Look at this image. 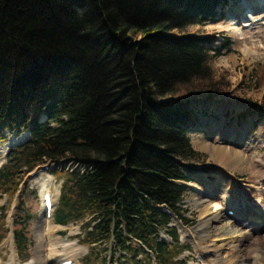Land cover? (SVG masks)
Masks as SVG:
<instances>
[{
  "label": "trees",
  "instance_id": "1",
  "mask_svg": "<svg viewBox=\"0 0 264 264\" xmlns=\"http://www.w3.org/2000/svg\"><path fill=\"white\" fill-rule=\"evenodd\" d=\"M228 2L0 0V143L3 131L29 134L5 156L0 195L22 193L24 178L48 166L62 179L51 221L81 224L84 264H113L116 252L118 264H184L170 223H189L183 167L201 154L187 135L188 103L168 97L211 82L215 37L184 30L222 19ZM65 163L81 169L50 168ZM19 211L12 232L22 254L28 218Z\"/></svg>",
  "mask_w": 264,
  "mask_h": 264
},
{
  "label": "rangeland",
  "instance_id": "2",
  "mask_svg": "<svg viewBox=\"0 0 264 264\" xmlns=\"http://www.w3.org/2000/svg\"><path fill=\"white\" fill-rule=\"evenodd\" d=\"M246 3L247 0H229L222 19L184 30L200 37H215L216 41L209 46L207 59L212 73L211 82L195 81L189 87H180L176 94L168 97L171 101L188 103L191 120L187 135L193 150L201 154L197 160L183 167L188 182L185 184L187 188L182 208L189 223L181 224L175 218L170 223V227L177 229L180 241L174 245V250L179 254L175 260H181L184 264H219L218 261L225 258L233 264H254L256 260L264 264V221L261 219L264 217V5L254 7V11H244ZM234 12L239 16H233ZM243 12L247 16L252 14V18L246 17V14L245 17L241 16ZM233 22L235 25H231ZM172 33L177 34L178 31ZM227 42L228 47L222 48L219 54L213 52ZM210 83H215L216 92L208 100L203 87ZM3 133L6 141L0 143V167L6 162L5 156L10 149L29 139L28 133ZM228 133L231 137L227 141ZM220 147L237 151L243 162L234 166L223 164L222 155L213 150ZM231 158L232 155L225 154V159L233 164ZM64 168L81 169L74 164H67ZM24 182L20 186L23 192L19 195L17 193L11 198L7 194L0 195V209L6 210L7 215L3 220L0 210V264H8L13 254L16 264L29 261H33V264H55L64 257L74 260L73 264H84L82 260L89 256V249L78 243L76 238L83 234L81 224L57 226L44 217L42 190L50 191L55 205L62 179L38 169L35 177L25 178ZM222 182L230 186L227 199L232 204H240L246 213L247 209H252V213L240 217L228 210L229 206L223 201ZM20 196H23L21 211L17 206ZM216 203L218 209L215 211L223 217L219 222H210L205 228L197 230L205 215H201V212L204 209L214 211L213 205ZM18 211L20 216L28 218L27 251L22 254L16 250L12 236L13 220ZM228 212L232 215H228ZM249 219L260 227L251 230L246 226L250 223ZM229 225L249 233L248 238L236 246L238 252H233L234 257L231 253L227 257L228 246L217 237L222 234L220 228ZM160 236L164 243L171 242L165 231ZM9 237L11 242L5 243ZM64 242L73 243L74 246L68 249L63 247ZM186 246L189 250H185ZM257 252L259 257L256 259ZM119 256L120 253L116 252L113 264H118L116 260ZM101 257L109 259V252H102Z\"/></svg>",
  "mask_w": 264,
  "mask_h": 264
},
{
  "label": "bare ground",
  "instance_id": "3",
  "mask_svg": "<svg viewBox=\"0 0 264 264\" xmlns=\"http://www.w3.org/2000/svg\"><path fill=\"white\" fill-rule=\"evenodd\" d=\"M264 5V0H247V3H246V7L244 8V11H246L247 9H253L254 7H261ZM254 11V9H253ZM238 12V11H237ZM250 13V12H249ZM245 12H243L241 14V16H244L245 17ZM233 16H239V13H236L234 12ZM246 17H249V18H252V14L251 15H248L246 14ZM237 21V20H236ZM231 25H235V23H231ZM227 136V141L228 139L230 140V134H226ZM214 151H217L219 152L221 155H222V159H221V162L223 161V164L227 165V166H230V165H238V164H241L243 162V159L241 155H239V153L237 151H234V150H228L227 148L225 147H220V148H214L213 149ZM225 154L227 155H232L233 158H231L233 160V164L230 163V161H227L225 159ZM221 187V190L224 194V198H223V201L225 202V204L228 207V210H231L234 212V214H238V216L240 217H247V214L248 213H252L251 211H253L252 209H247V212H244L242 210V206L239 204L236 205V204H232L228 199H227V194L230 190V186L229 184H226L224 182L221 183L220 185ZM48 191L47 189H43L42 190V195L44 194V192ZM263 195V198H262V203H264V194ZM52 198V197H51ZM258 201H261L260 198H258ZM52 203H53V200H52ZM213 208H214V211H209V209H204V211L201 212V215H204L203 219L200 221V223L197 225L196 229L198 230L199 228H205L207 226L208 223L210 222H219L220 219L223 217V215L220 213V212H217L215 210L218 209V204H214L213 205ZM246 208V207H245ZM253 218H251L252 220ZM261 219L264 221V217H261ZM251 220L249 219V224H247L246 226H249L251 228V230H256L257 228H259L260 226L259 225H256L254 224L253 222H251ZM234 227V228H233ZM220 229H222L220 235H218L217 237L219 238L220 237V241L223 242V244L225 246H228V250H229V253L227 255V257L229 256V254L231 253V256L234 257L232 254L233 252H238L236 249V246L242 242L244 239L248 238V235L249 233L248 232H243L239 229H237L235 226H232V225H229L227 227H221ZM8 242H11V237H9L8 239L5 240V243H8ZM74 246L73 243H69V242H64L63 243V247H66L68 249L72 248ZM81 250L78 252L80 253ZM255 256H256V259L259 257L258 256V252L255 253ZM71 258L69 257H64L62 258L61 260H59L58 263H62L66 260H70ZM17 263V260H16V256L13 254L9 257V261H8V264H16ZM219 264H233L231 260H227L226 261V258L225 259H220L218 261ZM24 264H33V261H29V262H26ZM73 264V262L71 263ZM254 264H259L258 260L254 261Z\"/></svg>",
  "mask_w": 264,
  "mask_h": 264
}]
</instances>
